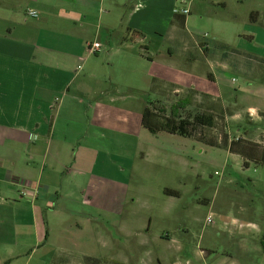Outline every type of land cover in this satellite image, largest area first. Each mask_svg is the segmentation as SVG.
<instances>
[{"label": "crops", "instance_id": "crops-1", "mask_svg": "<svg viewBox=\"0 0 264 264\" xmlns=\"http://www.w3.org/2000/svg\"><path fill=\"white\" fill-rule=\"evenodd\" d=\"M176 1L0 0V264H54L67 257L115 260L95 248L100 242L102 247L109 244L107 236L100 241L99 216L84 212L92 234V244L85 240L88 245L84 247L66 244L67 216L82 201L96 214L121 213L130 188L126 169L135 167L136 158L137 163H146L145 169L160 163V132L144 128L141 113L148 103L160 102L161 84L171 85L175 94L184 88L160 71H150L148 64L160 65V58L157 62L149 50L156 49L164 36L175 38L187 30L186 15L193 12L206 20L215 19L218 29L230 27L216 16L217 9H225L231 0H179L180 6ZM250 2V22H261L264 2ZM183 7L188 13L173 12ZM28 9L36 16L28 15ZM242 35L256 40L253 34H238ZM216 36L220 46H232L217 32ZM93 41L100 42V47L89 53L86 46ZM259 42L261 53L242 55L257 63L255 74L264 73V39ZM202 47L207 51L208 41L199 42V50ZM184 48L191 74L197 56L188 43ZM163 63L174 68L168 59ZM206 75L217 81L212 70ZM149 93L156 99L148 100ZM247 110L251 117L247 124H237L238 132L247 133L238 136L264 146L260 139L248 136L260 121L258 112L264 115V111L255 105ZM225 150L226 159L232 157L245 170L264 167L253 162L244 165L240 154ZM177 157L190 167V157ZM116 186L122 191L118 198ZM24 187L28 193L21 195ZM223 217L238 219L230 214ZM237 231L243 240L250 236L260 243L261 259L256 263L264 264V221H240ZM238 248L248 251L245 244ZM152 264H160L159 256H153Z\"/></svg>", "mask_w": 264, "mask_h": 264}, {"label": "rangeland", "instance_id": "rangeland-1", "mask_svg": "<svg viewBox=\"0 0 264 264\" xmlns=\"http://www.w3.org/2000/svg\"><path fill=\"white\" fill-rule=\"evenodd\" d=\"M250 1L231 0L225 9H217V20L230 23L227 29H218L214 24L215 19L206 20L194 12L187 14V30H181L175 38L172 35L164 36L157 41L156 49L149 50L157 62L160 58V65L148 64L151 72L160 71V75L176 80L175 84L184 90L192 89L175 94L171 85L161 84L159 97L157 95L160 102L157 104L165 105L168 109L166 113L169 114L170 107L177 100L187 99L189 103L179 110L183 115L208 107L217 109V112L221 109L223 113L217 117L216 129L225 124L231 137L246 135L247 131H237V124H247L251 118L247 107L255 105L264 111V73L255 74L254 66L257 63L251 56L249 59L242 56L261 53L258 50V44L262 45L259 39H264V20L258 23L249 20L247 10L253 5ZM181 4L179 0L176 1L177 6ZM216 32L221 38L231 41L234 48L217 44L220 39ZM239 33L253 34L256 40L238 36ZM201 41H208L207 51L203 47L199 50L198 43ZM187 43L197 56L195 71L191 74L184 62ZM164 59L173 62L174 68L165 65ZM261 67L264 72V65L261 64ZM210 70L217 81L207 77L206 73ZM206 93L220 99L206 97ZM148 97L150 101L156 99L153 93H149ZM257 115L260 121H256L248 136L264 142L261 131L264 115L259 112ZM204 132L209 130H197V134ZM160 147L163 149L160 150V163H151L145 169L146 163H137L139 159L136 158L135 167L126 169L130 188L121 213L112 216L99 211L96 214L82 201L76 204L77 211L67 216V226L63 228L66 244L82 247L88 245L85 240L92 244L91 224L85 221L84 212L99 216L97 226L100 241L101 237L107 236L109 244L102 247L100 242L95 248L99 253L113 255L115 260L91 262L87 258L76 260L67 257L56 260L54 264H152L154 255L159 256L160 264H172L174 261H177L176 264H257L261 259L260 251H257L260 243L250 236L243 240L237 233V227L240 221H264V167H257L253 171L254 167L251 166L245 170L232 157L226 159L227 151L223 147L209 146L193 138L164 131L160 132ZM127 151L130 152V148L127 147ZM177 154L190 157V167L184 166L183 157L178 158ZM123 165L126 167L127 164ZM139 173L148 175L140 176ZM120 189L116 186L117 198L122 192ZM165 189L176 190L178 194L170 195ZM102 196L99 195V198ZM241 206H244V211L240 210ZM227 214L236 216L237 221L223 217ZM148 216L152 217L150 221L147 220ZM207 217H210L208 222ZM141 242L142 245H139ZM239 244H245L248 251L245 253L243 248H238Z\"/></svg>", "mask_w": 264, "mask_h": 264}, {"label": "trees", "instance_id": "trees-1", "mask_svg": "<svg viewBox=\"0 0 264 264\" xmlns=\"http://www.w3.org/2000/svg\"><path fill=\"white\" fill-rule=\"evenodd\" d=\"M181 24L183 20L181 19ZM189 100H177L170 107L169 114L165 105H159L157 102L148 103L141 113V125L150 132H167L177 134L183 137H191L209 146H217L228 149L231 152H236L244 158V165L249 162L254 164H264V146L257 142L237 137H231L222 124L220 129L217 128V117L223 111L215 110L213 107L195 113L183 115L179 110L185 108ZM220 113V114H219ZM204 128L209 132L197 134V130ZM216 129V132L213 130ZM165 192L170 195H177L178 192L172 189H165Z\"/></svg>", "mask_w": 264, "mask_h": 264}, {"label": "built area", "instance_id": "built-area-1", "mask_svg": "<svg viewBox=\"0 0 264 264\" xmlns=\"http://www.w3.org/2000/svg\"><path fill=\"white\" fill-rule=\"evenodd\" d=\"M173 12L174 13H182V14H186L188 13V8L186 7H183V8H174L173 9ZM27 14L30 15V16H36V12L32 9H28L27 10ZM100 47V42L98 41H93V42H89L87 43V46H86V50L87 52L89 53H94L95 51H97ZM28 192H27V189L24 187V188H21L20 190V194L21 195H26ZM206 221H210V217H207L206 218Z\"/></svg>", "mask_w": 264, "mask_h": 264}]
</instances>
